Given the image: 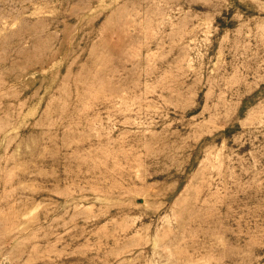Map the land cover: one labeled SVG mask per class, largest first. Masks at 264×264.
Here are the masks:
<instances>
[{"label":"rangeland","instance_id":"obj_1","mask_svg":"<svg viewBox=\"0 0 264 264\" xmlns=\"http://www.w3.org/2000/svg\"><path fill=\"white\" fill-rule=\"evenodd\" d=\"M0 264H264V0H0Z\"/></svg>","mask_w":264,"mask_h":264}]
</instances>
